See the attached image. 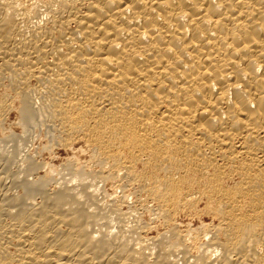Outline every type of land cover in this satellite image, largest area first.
<instances>
[{
  "label": "bare ground",
  "instance_id": "obj_1",
  "mask_svg": "<svg viewBox=\"0 0 264 264\" xmlns=\"http://www.w3.org/2000/svg\"><path fill=\"white\" fill-rule=\"evenodd\" d=\"M17 2L0 0V79L22 123L86 143L164 230L92 179L51 195L0 173V264H264V0ZM199 202L217 224L182 233L173 215Z\"/></svg>",
  "mask_w": 264,
  "mask_h": 264
},
{
  "label": "rangeland",
  "instance_id": "obj_2",
  "mask_svg": "<svg viewBox=\"0 0 264 264\" xmlns=\"http://www.w3.org/2000/svg\"><path fill=\"white\" fill-rule=\"evenodd\" d=\"M40 1L46 0H39V2ZM15 2L21 6L26 5L28 0H15ZM1 80L2 79H0V106L2 108L0 107V112L3 114L0 117V173H14L20 177V179L21 177H28V179H32L33 181H41V179H44L46 180L44 182L46 185L45 188L47 187L46 194L51 193V195L54 193V191H57L56 186L51 183L56 179L58 182L70 181L71 179L73 181L72 185H76L80 179H83L87 183H89L92 179L91 183L97 190L98 196H96V198L100 199H98L99 202L103 201L108 203L113 200L116 203H120L121 201V213H127L130 210H136L133 213L135 214V219L133 217L132 220L133 222L135 221V223L138 222L145 231V234L143 233V235L155 237L163 232L164 226L159 220L154 218L151 212L154 204L147 202L143 206L139 205L142 202L144 195L136 191L135 185H126L118 180H115V182L114 180H106L103 182L97 179L100 174L109 172L108 170L110 168V163L97 159L94 156L92 149L86 145V143L81 140H75L63 146V141L61 142L63 138H61L57 131H54L52 127L45 125L46 122L42 121V116L37 117V115H34L33 117L35 118H32L30 124L22 123L19 113V99L14 97V90L11 88L8 81H4L3 79L1 83ZM33 84V81L29 82L30 87L33 86ZM33 100L35 99L33 98ZM36 102L33 105L30 104L32 111H35V108L33 107H37L38 105V102ZM24 157L26 160H24ZM133 170L134 174L138 176L143 175L144 172L146 177L153 176L150 175L151 172L147 168H144L141 163L135 164L133 166ZM24 173H26L28 176H26ZM72 175L74 176L72 177ZM93 175L94 177H92ZM50 177H52V180ZM74 177L77 178L75 179ZM48 183L50 185H47ZM194 209L195 207H192L186 211L176 212V214L173 215L172 224L178 226L177 229L182 231V233L188 231L192 234L199 233L206 230V227L208 228L210 225L217 224V220L213 219L207 214L204 202H199L196 205V209ZM148 210H150V212H148ZM110 216L113 218L110 217L109 219L112 222H116V220L113 221L115 219L114 215L111 214ZM128 222L133 224L132 221ZM143 226H146V228Z\"/></svg>",
  "mask_w": 264,
  "mask_h": 264
}]
</instances>
